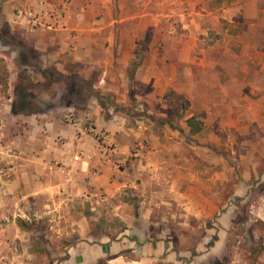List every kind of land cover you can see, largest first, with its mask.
I'll return each mask as SVG.
<instances>
[{
	"label": "crops",
	"instance_id": "crops-1",
	"mask_svg": "<svg viewBox=\"0 0 264 264\" xmlns=\"http://www.w3.org/2000/svg\"><path fill=\"white\" fill-rule=\"evenodd\" d=\"M2 13L8 23H21L35 41L30 47L40 69L53 67L66 88L57 92L53 82L52 92L29 88L20 76L16 86L10 76L8 96L0 102V164L6 165L0 173V212L16 200L39 198L44 209L86 201L90 214L78 221L80 240L67 248L61 264H141L147 249L150 260H158L162 242L139 233L159 226L154 209L167 205L170 196L200 219L207 201L190 205L189 189L175 187L177 180L182 186L191 181L185 170L191 158L173 156L174 145L185 140L167 127L155 129L150 117L158 114L150 97L134 98L144 108L137 114L126 110L128 66L150 52L136 76L150 71L142 77L148 86L157 84L160 64L171 70L166 83L173 84L175 63L199 66L200 81L206 79L201 83L218 85L226 65L264 63V0H7ZM161 35L188 40L156 46ZM212 35L217 40L207 41ZM146 36L151 44L143 46ZM182 131L189 136L185 126ZM144 187L152 188L150 197ZM134 198L140 204L136 218L130 215ZM100 212L120 218L122 234L112 239L97 233L91 239L90 221Z\"/></svg>",
	"mask_w": 264,
	"mask_h": 264
},
{
	"label": "rangeland",
	"instance_id": "rangeland-1",
	"mask_svg": "<svg viewBox=\"0 0 264 264\" xmlns=\"http://www.w3.org/2000/svg\"><path fill=\"white\" fill-rule=\"evenodd\" d=\"M213 1L209 0L210 3ZM6 2L0 0V59L9 72V79L14 76L15 85L18 86L17 83L21 81L16 80L17 76L26 77L29 88L52 92L55 87L57 92H62L66 88L65 82L58 81L59 74L53 67L45 72L40 69V58L30 47L35 41L25 35L21 23H8L3 17L2 8ZM240 28L244 30L245 27L240 25ZM157 39V43L154 39L152 41L156 46H177L186 44L188 40L179 35L174 38L161 35ZM209 40L215 42L217 38L212 35L207 37ZM142 42L143 46L150 45L151 39L146 36ZM202 44L205 45L206 41ZM154 54L162 55L160 52ZM151 55L153 53H141L139 59L135 57L128 66L127 95L130 98L128 96L129 101H126V110L137 114L144 108L142 102L134 98L150 97L151 108L158 114L150 117L157 125L155 129L167 127L185 140L186 144L174 145L173 156L191 158L190 165L185 166L188 168L185 170L191 174V181L188 186H182V181L177 180L175 187L181 191L189 189L190 205L198 204V201L201 203L204 198L207 202L204 217L198 219L184 209L182 201L171 200L169 196L168 204L155 208L151 215L160 227H144L139 233L146 237L150 234L148 238L153 243L162 242L159 245L160 256L166 257L165 264H212L214 259H221L224 254H229L230 264H245L248 243L260 237L264 243V230L257 223H264V196L257 195L250 206L246 208L245 205L253 188L259 185L264 188V63L262 60L255 61L246 64V67L241 65L242 69L226 65L224 70H217L223 73L218 85L201 83L206 79L200 81L199 75L204 71L199 66L192 64L184 67L177 63L173 84H167L171 70L160 64L157 78H154L157 84L148 86L142 83V77L150 76V71L143 76V70L140 78L136 76L138 67ZM22 61L26 62V68ZM46 77L50 79L46 80ZM52 82L55 86L50 89ZM7 91L0 89V102L6 101ZM21 102L19 98L16 100V103ZM76 103L81 104L80 101ZM189 116H195L202 123V129L199 133L186 136L182 130L183 126L185 130L189 129L185 122ZM0 140L3 139L0 137ZM1 158L0 152V162ZM5 169L6 165L0 164V173H4ZM164 185L165 189L170 186ZM152 188L163 193L156 186ZM152 188L144 187L149 197ZM238 199L243 201V210L235 205ZM136 200L134 198L130 202V215L134 218L140 215V204ZM75 201L67 208L54 206V210L52 206L44 209L39 198L16 200L12 207L0 212V264H59L67 248L80 240L79 219L90 214L89 203ZM201 208L204 209L203 205ZM241 218L245 219V225L241 230L243 234L239 236V229L231 227L234 221L238 222ZM17 220L30 224L33 232L21 230ZM124 229L120 218L100 212L93 216L88 231L91 239L97 233L114 239ZM164 242L168 243L169 249H166ZM149 253L147 249L141 264L158 263L157 260H150ZM98 264L124 263L101 260ZM257 264H264V252L258 257Z\"/></svg>",
	"mask_w": 264,
	"mask_h": 264
},
{
	"label": "trees",
	"instance_id": "trees-1",
	"mask_svg": "<svg viewBox=\"0 0 264 264\" xmlns=\"http://www.w3.org/2000/svg\"><path fill=\"white\" fill-rule=\"evenodd\" d=\"M7 33V30L6 32ZM24 64L26 63L25 61H23ZM137 67V66H136ZM8 79H9V72L4 64V61L2 59H0V89L2 91H6L8 89ZM186 125L189 128V133L191 135L199 133L202 129V123L199 122L195 116H192L188 119H186ZM257 195H262L264 196V188L261 187V185L256 186L255 188H253L250 192H249V196L247 197V200L245 202L246 208L248 206H250L255 198L257 197ZM242 199H238L236 200L235 205L237 207H241V209H244V206L241 205ZM247 215V214H246ZM17 225L18 227L23 230V231H27L32 233L33 228L30 224H28L27 222L23 221V220H17ZM257 223L259 225H261L260 227L264 230V223L262 221H257ZM245 225V219L241 218L238 222L234 221L232 223V229L238 228V234L239 236H241L243 234V232H241V230L243 229ZM152 230V229H151ZM231 232V230H230ZM40 241H43L41 238H38ZM166 247V249L168 248V243H163ZM235 244V242L233 243ZM229 246V244H228ZM229 248V247H228ZM246 252H247V260L245 264H257L258 262V257L260 256V254H262L264 252V243H263V238L260 237L258 240H254V241H250V243H248L247 248H246ZM227 253V252H226ZM132 257V256H130ZM129 257V258H130ZM229 254L228 256L226 254H224L222 256L221 259H214L212 264H230V260H229ZM66 259V255L63 259L60 260L61 264L64 260ZM132 259V258H130ZM166 261V257L164 255L159 256L158 260H157V264H165ZM99 263V262H98Z\"/></svg>",
	"mask_w": 264,
	"mask_h": 264
}]
</instances>
